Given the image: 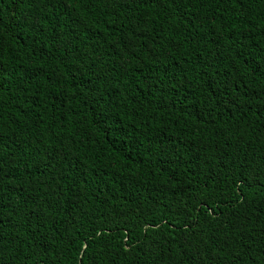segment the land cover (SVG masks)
I'll return each instance as SVG.
<instances>
[{
    "label": "trees",
    "instance_id": "obj_1",
    "mask_svg": "<svg viewBox=\"0 0 264 264\" xmlns=\"http://www.w3.org/2000/svg\"><path fill=\"white\" fill-rule=\"evenodd\" d=\"M0 264H264V0H0Z\"/></svg>",
    "mask_w": 264,
    "mask_h": 264
},
{
    "label": "snow or ice",
    "instance_id": "obj_2",
    "mask_svg": "<svg viewBox=\"0 0 264 264\" xmlns=\"http://www.w3.org/2000/svg\"><path fill=\"white\" fill-rule=\"evenodd\" d=\"M209 211H211V209H209Z\"/></svg>",
    "mask_w": 264,
    "mask_h": 264
}]
</instances>
